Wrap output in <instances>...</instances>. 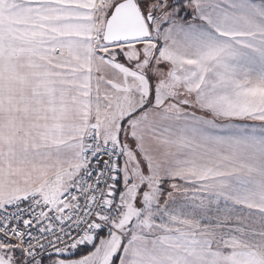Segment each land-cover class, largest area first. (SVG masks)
<instances>
[{
  "label": "snow or ice",
  "instance_id": "1",
  "mask_svg": "<svg viewBox=\"0 0 264 264\" xmlns=\"http://www.w3.org/2000/svg\"><path fill=\"white\" fill-rule=\"evenodd\" d=\"M0 264H264V0H0Z\"/></svg>",
  "mask_w": 264,
  "mask_h": 264
}]
</instances>
